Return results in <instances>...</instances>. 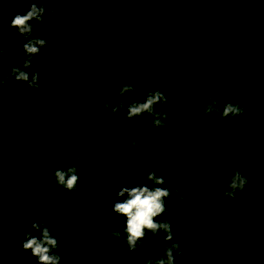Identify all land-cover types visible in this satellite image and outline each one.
<instances>
[{
	"label": "trees",
	"instance_id": "trees-1",
	"mask_svg": "<svg viewBox=\"0 0 264 264\" xmlns=\"http://www.w3.org/2000/svg\"><path fill=\"white\" fill-rule=\"evenodd\" d=\"M33 37L46 47L29 72L39 87L10 76L25 58L24 37L10 21L30 0H0V264H38L22 248L27 232L47 220L60 264H144L178 242L174 264H264V0H47ZM11 9V11H8ZM47 9H54L48 13ZM18 86H15L17 85ZM132 85L113 114L122 85ZM160 90L164 127L147 113L126 118L127 104ZM209 97L239 103L244 114H204ZM150 134V135H149ZM148 136L147 142L139 140ZM137 144L130 147L129 141ZM68 191L54 171L73 166ZM163 176L180 187L166 199L173 241L148 232L130 251L125 217L113 212L122 187ZM239 170L249 186L222 195ZM19 216L20 225H7ZM118 230L119 238L109 232ZM191 256V261L185 260Z\"/></svg>",
	"mask_w": 264,
	"mask_h": 264
},
{
	"label": "clouds",
	"instance_id": "clouds-1",
	"mask_svg": "<svg viewBox=\"0 0 264 264\" xmlns=\"http://www.w3.org/2000/svg\"><path fill=\"white\" fill-rule=\"evenodd\" d=\"M47 0H30V7L23 14L17 12L10 21V28H16L18 33L24 37L22 50L25 58L20 62L19 66L10 65V76L17 82L27 83L29 87H39V73L29 72L32 66L33 57L40 54L41 49L46 47L47 41L43 38L33 37V21L36 23L46 22L43 6ZM2 11V9H0ZM11 11V9H8ZM54 9H47L48 13H54ZM3 47L0 46V56L3 53ZM0 71V76H2ZM7 77L0 79V86H3ZM15 86H18L15 85ZM129 93L139 94V91L132 85H122L118 95L124 99L119 102H106L105 109L111 108L113 114L125 107V101ZM167 101L166 96L160 90L149 91L146 93L145 100L132 101L127 104L126 118L131 120L145 113L154 117L152 123L156 127H164L165 121L168 119V113L162 110H156L157 105H163ZM218 99L209 97L207 104L204 106V114L212 115L215 113L221 119L228 117H236L244 114V108L239 103H225L222 110L217 107ZM150 135V134H149ZM148 136H144L139 140L140 144H144L148 140ZM130 147L137 144L136 139H131ZM79 157L73 160V166L66 169H57L54 171V178L58 186L64 187L68 191L76 189L79 183V174L74 166L79 161ZM146 181L152 183V187L146 184L137 185L131 188L122 187L117 193V201L113 204V212L119 216L125 217L124 234L126 243L130 251H136L141 242L145 239L148 232L157 235L163 232L165 242L173 241L174 230L167 220L159 221L158 217L162 216L166 211L165 201L172 195H178V202H184V191L182 185L180 187L169 190L167 187H162L166 183L163 176L156 175V169H153L146 174ZM249 186V178L243 175L239 170L235 171L231 178L226 183V190L222 193L224 197L234 199L237 194L243 193L244 189ZM47 220L36 222L31 225V228L40 232V236L33 235L32 232H27L25 239L22 241V248L26 252H30L38 261V264H60L61 257L54 251L58 248L59 242L52 235L47 226ZM121 233L118 230L109 232L110 237L119 238ZM2 254V252H0ZM183 255L178 242L170 243L163 252V257L158 259H148L144 264H174L175 257ZM191 256H186L187 262L191 261Z\"/></svg>",
	"mask_w": 264,
	"mask_h": 264
},
{
	"label": "rangeland",
	"instance_id": "rangeland-1",
	"mask_svg": "<svg viewBox=\"0 0 264 264\" xmlns=\"http://www.w3.org/2000/svg\"><path fill=\"white\" fill-rule=\"evenodd\" d=\"M7 225L9 227H11V229H16L19 225H20V218L19 216H14L9 223H7Z\"/></svg>",
	"mask_w": 264,
	"mask_h": 264
}]
</instances>
